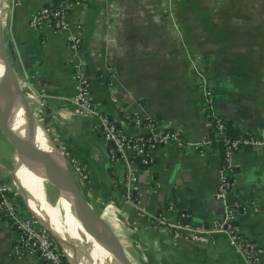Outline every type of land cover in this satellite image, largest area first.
<instances>
[{"label":"crops","instance_id":"1","mask_svg":"<svg viewBox=\"0 0 264 264\" xmlns=\"http://www.w3.org/2000/svg\"><path fill=\"white\" fill-rule=\"evenodd\" d=\"M10 2L3 0L4 13ZM49 2L18 0L3 17L5 42L19 75H29L32 110L128 257L134 264H241L223 234L193 240L153 222L167 205L196 225L222 215L224 204L215 195L222 148L201 143L212 136L215 114L261 142L234 152L229 201L237 206L238 232L264 264V0H84L69 13L70 29L80 38L77 55L49 26H29L30 14ZM80 60L91 100L124 134L143 133L130 122L134 116L154 117L197 147L158 144L144 162L127 147L112 158L96 118L79 114L71 101L72 66ZM204 85L213 93L209 104ZM131 172L132 200L125 197ZM9 183L29 211L12 178ZM18 244V232L0 221V264L38 261Z\"/></svg>","mask_w":264,"mask_h":264},{"label":"built area","instance_id":"2","mask_svg":"<svg viewBox=\"0 0 264 264\" xmlns=\"http://www.w3.org/2000/svg\"><path fill=\"white\" fill-rule=\"evenodd\" d=\"M18 0H11L7 5L8 11L3 12V17L8 18L12 6L17 4ZM84 0H50L47 5L33 11L28 19L29 26L33 29H39L43 25L49 26L54 32L62 34L65 38L69 51L73 55L78 54L80 47L79 36L71 31L69 22V13L75 6L81 4ZM3 18V23L5 19ZM7 20V19H6ZM72 79L74 81V95L71 98L77 112L81 115L93 116L96 118L97 128L100 130L103 139L110 147L112 158L121 157L125 148H131L134 157L144 162L147 159L150 150L158 144L173 142L178 147L185 149L186 147L196 146L199 142H191L183 137L172 128H164L161 120L154 117L143 118L134 116L130 122L143 130L142 134L129 136L124 134L119 123L112 117L103 113L97 104L90 98V82L89 75L85 71V63L80 60L73 64ZM20 86L26 98H31V89L29 88V75L23 73L18 77ZM26 88H29L27 90ZM205 101L208 104L213 96L212 90L208 86H202ZM26 90V91H25ZM224 128L223 118L218 115L211 116L212 136H208L201 143H211L216 137L221 135ZM261 143L251 134L245 135L243 138L233 140H224L222 148L223 165L221 174L216 186L215 195L223 204V213L219 218L211 220L209 224L196 225L192 223L183 224L179 221L184 214H176L172 205H167L165 210L159 212L154 218V224L165 230L174 232L175 235L196 239H208L216 234H223L228 244L233 248L240 257L241 264H257L258 249L247 238H242L235 223L236 213L232 204L229 202L228 194L231 185V175L234 170L232 157L234 152L241 146H255ZM117 153V154H116ZM115 157V158H116ZM6 170L5 165L0 163V221L8 222L19 235L18 251L29 250L38 256L35 264H69L58 249V245L49 231L44 228L38 220H36L30 211L25 210L20 205L15 195L17 191L12 189L11 184L4 180L1 172ZM129 187L125 192L126 199L132 200L133 183L136 177L131 172L128 175ZM176 215L175 220H171L170 216Z\"/></svg>","mask_w":264,"mask_h":264},{"label":"water","instance_id":"3","mask_svg":"<svg viewBox=\"0 0 264 264\" xmlns=\"http://www.w3.org/2000/svg\"><path fill=\"white\" fill-rule=\"evenodd\" d=\"M19 66L16 54L11 44L5 42L3 31V0H0V130L5 138L11 143L15 151L16 148H21L35 160L47 164L51 169L40 170L42 182L48 180L53 183L59 194L64 195L74 204L71 212L79 231L83 235L87 244L97 252L109 255V260L116 264H134L128 257L121 242L103 218L86 199L75 177L64 153L56 146L53 139L40 122L36 113L30 109L26 96L24 95L19 83L18 74ZM11 85H17L22 101L25 103L27 111L39 126V130L34 134L25 124L21 134H18L13 126L15 113L3 101V95ZM47 142L46 147H42L39 141V134ZM14 153V152H13ZM13 170V169H12ZM232 181V180H230ZM20 190L18 183H13ZM231 186V185H230ZM135 191V190H134ZM231 188H229V193ZM237 197V193H236ZM229 199V194H228ZM230 202V201H229ZM25 203V201H24ZM231 203V202H230ZM26 204V203H25ZM237 214V206L232 204ZM27 207V205H26ZM29 210V209H28ZM241 212V209H239ZM30 211V210H29ZM31 212V211H30ZM179 221L183 224L190 222L188 216L180 217ZM50 233V232H49ZM51 234V233H50ZM60 247L64 258L69 264V258L66 254L65 247L58 237L51 234Z\"/></svg>","mask_w":264,"mask_h":264},{"label":"bare ground","instance_id":"4","mask_svg":"<svg viewBox=\"0 0 264 264\" xmlns=\"http://www.w3.org/2000/svg\"><path fill=\"white\" fill-rule=\"evenodd\" d=\"M3 101L15 113L13 126L18 134L22 133L25 124L34 134L39 130L36 122L31 123L34 119L28 113L17 85L8 87L3 95ZM39 141L43 148L46 147L47 142L41 133ZM14 161V180L20 186L28 209L44 228L63 243L69 261L72 264H116L108 259L109 255L97 252L87 244L84 237L77 234L76 229L80 227L71 215L74 208L71 200L59 194L56 204L47 202L39 171L42 165L48 169L51 167L35 160L19 147L15 149Z\"/></svg>","mask_w":264,"mask_h":264},{"label":"rangeland","instance_id":"5","mask_svg":"<svg viewBox=\"0 0 264 264\" xmlns=\"http://www.w3.org/2000/svg\"><path fill=\"white\" fill-rule=\"evenodd\" d=\"M18 76H19V74H18ZM28 85H29V88L31 89L30 83H28ZM29 88H26V89L29 90ZM27 101H28L29 107L31 109V98H28ZM10 144L11 143H9L5 139V137L0 135V162L2 164H4L6 167V170H3L1 172V176L3 177L4 180H6L8 182L12 178L13 182L15 183L14 176H13V170H12L14 168V162H15L14 161V153L12 156V152H15V151L13 149V146H11ZM43 169H47V167L42 165L41 170H43ZM43 185H44L45 198H46L47 202H49L52 205L56 204L57 199H58V195H59V191L57 190L56 186L48 180H44ZM94 207L96 208L95 205H94ZM76 232L78 235L83 237V235L79 231V228L76 229Z\"/></svg>","mask_w":264,"mask_h":264},{"label":"trees","instance_id":"6","mask_svg":"<svg viewBox=\"0 0 264 264\" xmlns=\"http://www.w3.org/2000/svg\"><path fill=\"white\" fill-rule=\"evenodd\" d=\"M223 121H224V128L221 131V135H219L214 140H212L211 143L213 145H218L221 148H223L224 140H233L237 138H243L245 137V135H247V134L239 133L237 129L234 127V125H232L229 121L225 119H223ZM240 145L243 146L242 144ZM132 197H134L133 191H132ZM240 235L243 236L242 238H246L243 234H240ZM58 249L60 250V247H58Z\"/></svg>","mask_w":264,"mask_h":264}]
</instances>
